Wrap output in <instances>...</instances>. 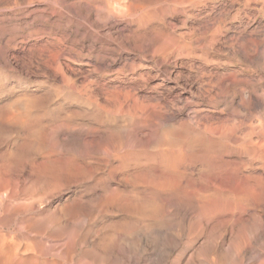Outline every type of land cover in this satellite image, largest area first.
Returning <instances> with one entry per match:
<instances>
[{"label":"rangeland","instance_id":"rangeland-1","mask_svg":"<svg viewBox=\"0 0 264 264\" xmlns=\"http://www.w3.org/2000/svg\"><path fill=\"white\" fill-rule=\"evenodd\" d=\"M100 1L109 0H0V264H186L188 255V264H225L220 249L201 248L208 238L264 232V217L251 210L243 226L217 218L231 203L223 196L246 183L264 210V146L249 160L233 143L248 131L250 142L264 139V0H111L115 23L95 15ZM80 123L99 128L79 147L71 138ZM66 126L72 130L62 132ZM112 132L116 158L106 144ZM92 139L106 151L96 152ZM160 150L200 160L169 173L166 192L136 188L155 173ZM231 158L243 162L222 164ZM193 187L215 194L195 208ZM243 239V260L232 255L226 264H253L254 243L264 254V242Z\"/></svg>","mask_w":264,"mask_h":264},{"label":"bare ground","instance_id":"bare-ground-1","mask_svg":"<svg viewBox=\"0 0 264 264\" xmlns=\"http://www.w3.org/2000/svg\"><path fill=\"white\" fill-rule=\"evenodd\" d=\"M112 1H114V0H112ZM116 1H118V0H116ZM87 2V1H86ZM101 2V1H100ZM107 2L109 3V2H111V0H109V1H106V2H101L100 4H99V2H98V4L99 5H97L96 7H94V10H95V15L97 16V17H103L104 18V20H105V22L106 21H111V22H113V23H115V21L117 20L116 19V13L114 14V12L113 11H111V9H110V7L108 8V6H107ZM117 4H115L114 5V3H112V7L113 6H116ZM117 6H120L119 4L117 5ZM125 6V5H124ZM121 7V6H120ZM90 8V7H89ZM119 8V7H118ZM118 8H117V11H118ZM88 9V8H87ZM92 9V8H91ZM90 9V10H91ZM110 9V10H109ZM115 8L113 7V10H114ZM120 9V8H119ZM89 10V11H90ZM93 10V11H94ZM116 11V10H115ZM119 12V11H118ZM90 13V12H89ZM94 13V12H93ZM87 15V14H86ZM89 15V14H88ZM116 17H115V16ZM94 18H96L95 16H94ZM98 18V19H99ZM118 18V17H117ZM95 20V19H94ZM97 20V19H96ZM101 20H103L102 18H101ZM122 21V20H121ZM91 22V21H90ZM97 22V21H96ZM99 22V21H98ZM97 22V23H98ZM110 22V23H111ZM100 23V22H99ZM103 23H104V21H101V24L103 25ZM112 23V24H113ZM91 24V23H90ZM107 24H109V23H107ZM105 25V24H104ZM103 25V26H104ZM114 25V24H113ZM100 27H101V25H100ZM105 27V26H104ZM112 27V26H111ZM87 29V28H86ZM103 29V28H102ZM118 29H120V28H118ZM104 30H106V32H109V31H107V29H104ZM103 30V31H104ZM109 30H111V29H109ZM115 30V29H114ZM117 31V30H116ZM10 32V31H9ZM115 32V31H114ZM108 34V33H107ZM110 34V33H109ZM108 34V35H109ZM96 38V37H95ZM92 40V39H91ZM93 41V40H92ZM102 41V40H101ZM94 42V41H93ZM103 42V41H102ZM105 42V41H104ZM108 43V42H107ZM82 45H84V44H82ZM109 45V44H108ZM81 46V45H80ZM85 46V45H84ZM88 46H89V44H88ZM105 46H107V45H105ZM82 47V46H81ZM90 47H92L93 48V45L92 46H90ZM101 47H102V45H101ZM83 48V47H82ZM103 48V47H102ZM88 50H90V49H88ZM103 50H105V48L103 49ZM100 51H102V50H100ZM90 52V51H89ZM105 52V51H104ZM111 63V62H110ZM35 82V81H34ZM88 98H90V97H88ZM262 100V99H261ZM89 101H91V100H89ZM92 103H93V101H91ZM95 102H96V99H95ZM262 105H263V103H262ZM100 106V105H99ZM261 106V105H260ZM17 108V107H16ZM46 108V107H45ZM92 109V108H91ZM92 110H95V109H92ZM195 110V109H194ZM15 111H16V109H15ZM14 111V112H15ZM91 111V110H90ZM196 111V110H195ZM31 112V111H30ZM17 112H15V114H16ZM19 113V112H18ZM18 113H17V115H18ZM27 114H28V112H27V110H26V108H25V110H23V112L20 114V116H18L17 118V120L18 121H21L22 123L24 122V119H25V117L27 116ZM45 115V114H44ZM11 117V116H10ZM13 117V116H12ZM11 117V119H13ZM47 117V116H46ZM251 117V116H250ZM249 117V118H250ZM44 118V117H43ZM42 118V119H43ZM10 119V120H11ZM32 119H34V118H32ZM252 119V118H251ZM250 119V120H251ZM7 120V122H8V118L6 119ZM44 120V119H43ZM94 120V119H93ZM14 121V120H13ZM95 121H96V119H95ZM26 122V121H25ZM258 122V121H257ZM13 123V122H12ZM101 123V122H100ZM250 123V122H249ZM255 123H256V120H255ZM263 123V122H262ZM262 123H261V125H262ZM37 124V123H36ZM240 124H241V122H240ZM243 125H244V123H243ZM251 125V124H250ZM254 125V124H253ZM252 125V126H253ZM264 125V124H263ZM77 126V128H75V129H80V131L79 132H77V135L74 137V138H71V140L72 141H74V143H76V145H80V143H85V141H86V139H89L87 136H89V137H92V138H95V134L98 132V128H99V126H91V125H89V124H87V123H80V124H77L76 125ZM233 126V125H232ZM238 126V125H237ZM61 126H57V127H54V128H52V129H50V132H49V140L50 141H53L54 139L56 140L57 138H59V135H60V133H61V128H60ZM234 127V126H233ZM232 127V128H233ZM250 127V126H249ZM115 128V127H114ZM238 128V127H237ZM248 128V127H247ZM234 129H236V127H234ZM70 130H72L69 126L67 127H65V129H64V131H62V132H69ZM231 130V129H230ZM233 130V129H232ZM246 130V129H245ZM252 130H254V129H252ZM76 131V130H75ZM229 131V130H228ZM234 131V130H233ZM232 131V132H233ZM256 131V130H255ZM225 132H227V131H225ZM260 132H262V131H260ZM17 133V132H16ZM222 133V132H221ZM3 134V133H2ZM10 134H12V133H10ZM14 134V133H13ZM59 134V135H58ZM234 134V133H233ZM253 134H254V131H248V132H244L241 136H236V137H234L233 138V143L234 144H236V146L238 147V148H242L241 150L242 151H244V152H242V153H245L246 154V156H247V158L249 159V160H252V159H254V154H255V152H254V147H256V148H258L259 149V147H261V146H264V139L263 138H261V137H259L256 141H249L248 139L251 137V136H253ZM3 135H5V134H3ZM91 135V136H90ZM11 136V135H10ZM235 136V135H234ZM4 137H7V136H4ZM12 137H13V135H12ZM8 138V137H7ZM5 139V138H4ZM98 139H100V138H98ZM98 139H92L91 141H93L92 143H94V145L92 144V146H94V150H97L96 152H105L106 151V148H102L103 147V145L100 143V140H98ZM38 140V139H37ZM36 140V141H37ZM7 141V140H6ZM5 141V142H6ZM88 141V140H87ZM60 142V141H59ZM133 142V141H132ZM87 143V142H86ZM89 143V142H88ZM183 143V142H182ZM91 143H89V145H90ZM108 146H110L109 148L111 149V150H113V153H112V157L113 158H116V157H118V149H119V146H120V144L116 141V136H115V133L114 132H112V133H110L109 134V137H108V143H106ZM76 145H74V147L76 146ZM78 145V146H79ZM96 146V147H95ZM130 146V145H129ZM74 147H72V150H73V148ZM77 147V146H76ZM80 147V146H79ZM182 147V146H181ZM250 147H252V148H250ZM88 148V147H87ZM91 148V147H90ZM89 148V149H90ZM65 149V148H64ZM78 149V148H77ZM262 150V149H261ZM123 151V150H122ZM90 152H92V151H90ZM95 152V153H96ZM234 152H236V151H234ZM254 152V153H253ZM258 152V151H257ZM228 153H232L231 152V150H230V152H228ZM241 154V153H240ZM157 155V157H158V159H157V165L158 166H156V170L154 171L155 173H150V174H148V175H141V177H142V180H138V186L136 187V188H138V187H143V188H150L152 191H160V192H166V191H168L169 190V187H170V180H169V178H168V175H169V173H175L176 171H177V169L178 168H183V170H194L195 169V163L197 162V161H199L200 160V158H198L197 156L196 157H190L189 158V160H184L183 158H182V155H181V153H176V152H167V151H164V150H160V151H158V153L156 154ZM227 155H229V154H227ZM234 155H235V153H234ZM78 156V155H77ZM240 156V155H239ZM258 156H260V155H258ZM257 156V157H258ZM82 157V156H81ZM111 157V156H110ZM127 157H129L128 155L126 156H124V157H122V159H121V161H120V165L118 166V167H124L125 166V163H126V161L128 160V158ZM225 157V156H224ZM256 157V158H257ZM137 158V157H136ZM246 158V160H248ZM104 159V158H103ZM103 159H101V161L103 160ZM245 159V158H244ZM99 160V159H98ZM104 160H106L107 161V159H104ZM255 160V159H254ZM94 162H95V160H94ZM108 162H109V159H108ZM117 162V161H116ZM216 162V161H215ZM217 162H219V161H217ZM243 162V160L242 159H232L231 158V160H225V161H223V163L222 164H225V165H235V166H238V165H240L241 163ZM255 162V161H254ZM259 162V161H258ZM156 163V162H155ZM202 163V162H201ZM48 165V164H47ZM58 165H60V164H58ZM57 165V166H58ZM64 165V164H63ZM62 165V166H63ZM154 165V164H153ZM204 168H206L204 165H202ZM247 166V165H246ZM250 166H252L251 164H250ZM51 167V166H50ZM70 167V166H69ZM55 168V167H54ZM61 168H65L64 166L63 167H61V165H60V169ZM198 168V167H197ZM240 168V167H239ZM58 169V168H57ZM80 169V168H79ZM249 169V168H248ZM66 170V169H65ZM114 170V169H113ZM51 171V170H50ZM255 171V170H254ZM60 172V171H59ZM59 172H57V173H59ZM73 171H70V174L72 173ZM242 172V171H241ZM250 172V171H249ZM51 173H53V169H52V172ZM63 173V172H62ZM67 173H68V171H67ZM66 173V174H67ZM75 173V172H74ZM191 173V172H190ZM246 173V172H245ZM252 173V172H251ZM61 174V173H60ZM59 174V175H60ZM66 174H64V175H66ZM125 174V173H124ZM123 174V175H124ZM189 174V173H188ZM68 175H69V173H68ZM76 175H77V173H76ZM192 175V174H191ZM190 175V176H191ZM189 176V175H188ZM200 176V175H199ZM209 176V175H208ZM58 177H60V176H58ZM204 177V176H203ZM46 178V177H45ZM44 178V179H45ZM76 178V177H75ZM41 179V178H40ZM42 179H43V177H42ZM63 179V178H62ZM64 179H66V178H64ZM72 179V178H71ZM77 179H79V178H77ZM89 179V178H88ZM133 179H135V177L133 178ZM72 180H75L74 178L72 179ZM42 181V180H41ZM43 181H45V180H43ZM63 181H66V180H63ZM75 181H77V180H75ZM60 182V181H59ZM71 182V181H70ZM78 182V181H77ZM76 182V183H77ZM82 182V181H81ZM49 183V182H48ZM51 184H52V182H50ZM56 183V182H55ZM61 183V182H60ZM59 183V184H60ZM75 183V184H76ZM114 183V182H113ZM44 184V183H43ZM62 184V183H61ZM74 184V185H75ZM194 184V183H193ZM1 185V184H0ZM54 185V184H53ZM58 185V184H57ZM63 185V184H62ZM69 185H71V183H69ZM68 185V186H69ZM103 185V184H102ZM137 185V184H136ZM2 186H4L3 184H2ZM44 186V185H43ZM76 186V185H75ZM119 186V185H118ZM62 187V186H61ZM72 187V186H71ZM121 187V186H120ZM254 187H255V185H254ZM0 188H1V186H0ZM52 189H53V187H51ZM55 188V187H54ZM67 188V187H66ZM76 188V187H75ZM85 188V187H84ZM60 189V188H59ZM47 190H48V188H47ZM58 190V189H57ZM75 191L77 190V189H74ZM80 190V189H79ZM87 190V189H86ZM141 190H143L142 188H141ZM205 190V189H204ZM208 190V191H207ZM207 190H205L206 192H208L207 194H208V196H210V195H213V194H215V192H209V189H207ZM49 191V190H48ZM82 191V190H81ZM255 191H256V188L254 189L252 186H250V185H248L247 183L246 184H243V186L241 187V191L238 193V194H236L234 197H231V196H223V198L224 199H226V200H228V202H229V200H230V204H229V206L228 207H226V209L225 208H222L220 211H219V216H217V218L218 217H220L219 218V223H229V226H231L230 225V222H232L235 218L236 219H238L239 221V223H237V224H240L241 223V221L243 222V220L245 219V217L247 216V217H249V215H246V216H244V218H242V216L247 212V211H249V210H251L252 211V213L253 214H250V212H249V214H250V216L252 215H255V217H260L261 218V216L262 217H264V210H262V208H261V210H259V209H256V208H258V206H255ZM46 192V191H45ZM51 192V191H50ZM49 192V193H50ZM53 192V191H52ZM51 192V193H52ZM83 192H84V190H83ZM96 192H98V191H96ZM149 192H151V191H149ZM190 192H192L191 194H189L190 196H189V199L190 200H194V206H195V208H199V205H198V202L200 201V200H203L204 198H206V197H208L207 196V194H205V193H203V191L201 190V189H199V190H197L196 189V187H193L192 189H191V191ZM48 193V194H49ZM50 193V194H51ZM54 193V192H53ZM80 193V192H79ZM49 194V195H50ZM84 194V193H83ZM101 194V193H100ZM68 195H69V193H68ZM96 195V194H95ZM99 195V194H98ZM97 195V196H98ZM47 196V195H46ZM100 196V195H99ZM102 196H104V195H102ZM206 196V197H205ZM101 197V196H100ZM263 197H264V194H263ZM44 198V197H43ZM85 198H86V196H85ZM90 198H93L92 200L94 201V197H90ZM97 198V197H96ZM231 198V199H230ZM48 199V198H47ZM57 199V198H56ZM42 201H44V200H42ZM83 201V200H82ZM80 202H81V200H80ZM227 202V203H228ZM146 203V202H145ZM226 203V202H225ZM196 204V205H195ZM135 206V205H134ZM176 206V205H175ZM264 206V205H263ZM143 207V206H142ZM172 207V206H171ZM173 207H174V205H173ZM177 207V206H176ZM151 208V207H150ZM153 208V207H152ZM140 209V208H139ZM181 209V208H180ZM219 209V208H218ZM264 209V208H263ZM169 210H171V209H169ZM177 210V209H176ZM172 211V210H171ZM171 211H169V212H171ZM178 211V210H177ZM50 212V211H49ZM173 212V211H172ZM188 212V211H187ZM216 213V212H215ZM43 214H44V212H43ZM53 214H54V212H53ZM166 214V213H165ZM50 215H52V214H50ZM50 215L48 216V217H50ZM172 215V214H171ZM170 215V216H171ZM189 215H194L193 217H200L201 216V214H199V212L197 213V214H195V213H193V212H191V213H189ZM45 216V215H44ZM43 216V217H44ZM168 216V215H167ZM208 216V215H207ZM41 217V216H40ZM255 217H254V219H255ZM50 218H52V217H50ZM215 218H216V216H215ZM49 219V218H48ZM213 219V218H212ZM252 219V218H251ZM253 219V220H254ZM257 219H259V218H256L255 219V223H254V225L253 226H255V228L256 227H258L256 224V220ZM264 219V218H263ZM262 219V220H263ZM39 220V219H38ZM41 220V219H40ZM53 220H55V216H54V218H53ZM245 220H247V218L245 219ZM253 220H250V221H253ZM260 220V219H259ZM262 220H261V222H262ZM221 221V222H220ZM248 221V220H247ZM46 222V221H45ZM55 222V221H54ZM192 222V221H191ZM236 222V220H234V223ZM245 223H246V221H244ZM259 222V221H258ZM50 223H52V222H50ZM49 223V224H50ZM244 223V224H245ZM122 224H124V223H122ZM191 224V223H190ZM242 224V225H241ZM240 225L241 226H243V223H241ZM251 224H252V222H251ZM54 225V224H53ZM205 225H208V221H205ZM215 225H220V224H217V222H215ZM224 225V224H223ZM223 225H221V226H223ZM239 225V226H240ZM258 225H260V227L262 226L260 223L258 224ZM96 226V225H95ZM197 226V225H196ZM233 226V225H232ZM239 226H237L238 228H239ZM240 226V227H241ZM264 226V225H263ZM263 226H262V228H263ZM44 227V226H43ZM51 227V226H50ZM225 227V226H224ZM250 227L251 226H247V229H250ZM93 228V227H92ZM219 229H223V227H218ZM234 228H236V227H234ZM237 228V229H238ZM262 228H260V229H262ZM40 229V228H39ZM43 229V228H42ZM197 229H199L198 227H197ZM226 229H227V226H226ZM233 229V228H232ZM231 228H230V230H232ZM237 229H236V231H237ZM253 229H254V227H253ZM264 229V228H263ZM263 229H262V231H263ZM41 230V229H40ZM44 230H45V228H44ZM49 230V229H48ZM52 230V229H51ZM208 230H211V229H208ZM207 230V231H208ZM213 230V229H212ZM223 230H225V229H223ZM222 230V231H223ZM244 230H246V229H244ZM243 229H242V231H244ZM251 230H252V228H251ZM257 230V229H256ZM55 231V230H54ZM226 231V230H225ZM233 231V230H232ZM220 232V233H218L217 235H215V234H213V235H215V237H211V238H208L205 242H204V244L202 245V249H204L205 251H207V253H212L213 251H214V253L216 252V250H218V249H220L219 251H221V256L220 257H222V260L223 259H225V261H226V259L229 261V259L230 258H234V257H230V256H232V255H236L237 256V253H238V251L240 250L241 252H242V254H243V252L244 251H242V249H240L241 247H243L245 244L244 243H246L245 241H244V237H247V238H251L252 240H249V241H251V242H257V241H259V240H261L262 242H264V232H260V230H259V232H252V231H250V232H247V233H244L243 235L241 234V235H237V236H233V232ZM235 230H234V232H236ZM248 231V230H247ZM42 232H43V230H42ZM45 232H47L46 230H45ZM49 232H50V230H49ZM53 232V231H52ZM189 232H190V230H189ZM194 232V231H193ZM192 231H191V233H193ZM197 232V231H196ZM206 232V231H205ZM209 234L210 232H206V234ZM214 233H216V232H214ZM242 233V232H241ZM144 234V233H143ZM186 234V233H185ZM188 234V233H187ZM196 234H199L198 232L196 233ZM203 234V233H202ZM205 234V233H204ZM237 234V233H236ZM235 234V235H236ZM238 234H240V233H238ZM141 235V234H140ZM175 235H177L176 233H175ZM194 235V234H193ZM211 235V234H210ZM174 236V235H173ZM178 236H179V234H178ZM186 236V235H185ZM187 236H189V234L187 235ZM195 237H197V235H194ZM200 236V235H199ZM202 236V235H201ZM178 238H180V237H178ZM191 238V237H190ZM198 238V237H197ZM206 238H207V236H206ZM175 239V238H174ZM181 239V238H180ZM186 239V238H185ZM193 239V238H192ZM205 239V238H204ZM204 239H203V241H204ZM165 240V239H164ZM177 240V239H176ZM183 240V239H182ZM201 240V239H200ZM255 240H257V241H255ZM131 241H132V239H131ZM131 241H129L128 243L130 244L131 243ZM151 241V240H150ZM163 241V240H162ZM167 241V240H166ZM181 241V240H180ZM189 241V240H188ZM194 241H196V240H194ZM248 241V240H247ZM260 241V242H261ZM135 242V241H134ZM134 242H132V244H131V248H132V245L133 244H135L136 245V243H137V241H136V243H134ZM164 242V241H163ZM173 242V241H172ZM175 242V241H174ZM202 242V241H201ZM94 243V242H93ZM189 243V242H188ZM191 245H193V243H192V240H191ZM248 244H249V242H247ZM126 244V243H125ZM139 244V243H138ZM137 244V245H138ZM161 244V243H160ZM183 244V243H182ZM199 244V243H198ZM198 244H196L197 246H198ZM201 244V243H200ZM155 245V244H154ZM162 245V244H161ZM164 245V244H163ZM180 245H181V243H180ZM186 245V244H185ZM247 245V244H246ZM245 245V246H246ZM254 245H255V243H254ZM254 245H252L251 244V246H252V248L250 249V251H249V253L251 252V253H253L251 256H250V259H252L253 261H261V259L263 260L262 262L264 263V254L257 248V247H255ZM259 245V244H258ZM263 245V244H262ZM127 246V245H126ZM134 246V245H133ZM166 246V245H165ZM87 247V246H86ZM128 247V246H127ZM134 247H136V246H134ZM155 247V246H154ZM161 247H163V246H160V248ZM173 247V246H172ZM188 247H190V246H188ZM226 247V248H225ZM246 247H248V245L246 246ZM246 247H245V249L244 250H246ZM250 247V246H249ZM260 247V246H259ZM143 248V247H142ZM160 248H159V251H160ZM164 248V247H163ZM176 247L174 246V248H173V250L175 249ZM191 248V247H190ZM197 248V247H196ZM199 248V247H198ZM198 248H197V250H198ZM264 248V247H263ZM137 249V248H136ZM165 249V248H164ZM192 249H193V246H192ZM200 249V248H199ZM201 249V250H202ZM248 249V248H247ZM261 249V248H260ZM194 250V249H193ZM253 250H254V252H253ZM262 250V249H261ZM122 251V250H121ZM157 251H158V249H157ZM162 251V250H161ZM161 251H160V253H158L160 256V259L162 258L161 257ZM164 252H165V250H163ZM170 251H172V248H171V250ZM175 251H176V249H175ZM183 250H181L180 252H182ZM185 251H186V249H185ZM185 251H183V253L185 252ZM204 251V252H205ZM239 251V252H240ZM263 251V250H262ZM150 252V251H149ZM174 252V251H173ZM178 252V251H177ZM176 252V253H177ZM199 252V251H198ZM218 252V251H217ZM216 252V253H217ZM123 253V252H122ZM151 253V252H150ZM165 253H169V251H167V252H165ZM175 253V254H176ZM194 253V252H193ZM215 253V254H216ZM219 253V252H218ZM217 253V254H218ZM99 254H102L103 255V253H99ZM188 254H191V252L190 253H188ZM187 254V255H188ZM208 254V255H209ZM255 254V255H254ZM123 255V254H122ZM172 255V254H171ZM247 255H248V253L245 255L246 257H247ZM118 256V255H117ZM120 256V255H119ZM148 256V255H147ZM151 256V255H150ZM163 256V255H162ZM167 256H168V254H167ZM167 256H166V258H167ZM177 257H178V255H176ZM180 256V255H179ZM189 256V259H188V261L190 262V260H192V258L190 257V255H188ZM187 256V257H188ZM192 256V255H191ZM195 258H196V254H194L193 255ZM192 256V257H193ZM203 256V255H202ZM201 256V257H202ZM205 256H206V254H205ZM213 256H216V255H214L213 254ZM236 256H235V258H236ZM123 257V256H122ZM121 257V258H122ZM165 257V256H164ZM169 257V256H168ZM199 257H200V255H199ZM204 257V256H203ZM202 257V258H203ZM209 257H210V260L208 259V261H210V262H212L213 263V261H218V259H215L214 260V258H218V256H216V257H211V255H209ZM230 257V258H229ZM237 257H239V256H237ZM241 257L243 258V255H241ZM249 257V256H248ZM110 258H111V256H110ZM116 258V257H115ZM182 258V257H181ZM195 258H194V260H195ZM234 258V259H235ZM240 258V257H239ZM242 258H240V259H242ZM261 258V259H260ZM99 259V257L97 258V260ZM104 259H105V257H104ZM175 259H176V257H175ZM100 260H101V258H100ZM103 260V259H102ZM101 260V261H102ZM120 261H121V259H119ZM123 260V259H122ZM156 260H157V257H156ZM167 260V259H166ZM186 260V259H185ZM205 260H206V258H205ZM221 259L219 258V261H220ZM243 260V259H242ZM241 260V261H242ZM244 260H246V258L244 259ZM119 261V262H120ZM132 261V260H131ZM131 261H129V262H131ZM144 261V260H143ZM168 261V260H167ZM170 261H171V259H170ZM174 261V260H173ZM177 261H178V259H177ZM176 261V262H177ZM181 261V260H180ZM187 261V260H186ZM197 262H198V260H196ZM224 260H223V262H225ZM227 261V262H228ZM114 262V261H113ZM175 262V261H174ZM189 262H186V264H188ZM191 262H193V260L191 261ZM201 262V264H202V262H204V261H200ZM222 262V261H221ZM220 262V264H222ZM226 262V263H227ZM231 262H232V260H231ZM239 262V261H238ZM237 262V260L235 261V263L234 262H232L233 264H236V263H238ZM245 262V261H244ZM249 262V261H248ZM254 262V263H255ZM156 263V262H155ZM168 263V262H167ZM178 263H179V261H178ZM185 263V262H184ZM225 263V264H226ZM230 263V262H229ZM228 263V264H229ZM232 263H230V264H232ZM240 263V262H239ZM238 263V264H239ZM246 263V262H245ZM250 263V262H249ZM249 263H247V264H249ZM253 263V264H254ZM100 264V263H99ZM146 264V263H145ZM157 264V263H156ZM161 264V263H160ZM169 264V263H168ZM198 264H199V262H198ZM206 264V263H205ZM211 264V263H210ZM215 264H217V263H215ZM219 264V263H218ZM224 264V263H223ZM252 264V263H251Z\"/></svg>","mask_w":264,"mask_h":264}]
</instances>
